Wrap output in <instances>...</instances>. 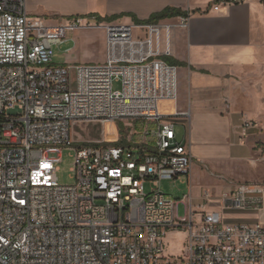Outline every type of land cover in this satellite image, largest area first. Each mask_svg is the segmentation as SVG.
<instances>
[{
    "label": "built area",
    "instance_id": "1",
    "mask_svg": "<svg viewBox=\"0 0 264 264\" xmlns=\"http://www.w3.org/2000/svg\"><path fill=\"white\" fill-rule=\"evenodd\" d=\"M99 27L105 63H55V46L71 32ZM189 27V15L114 23L89 14L49 25L29 14L26 0H0V264H264L261 215L229 222L203 212L197 220L191 194L162 190L165 180L191 185V147L176 131L190 111L179 106V67L166 60L175 33ZM120 120L138 125L124 144H116ZM83 121L100 122L103 137L76 147L74 183L64 185L58 163ZM258 125L246 120L241 140ZM222 201L262 214L264 183H239ZM171 229L188 232L182 259L165 256Z\"/></svg>",
    "mask_w": 264,
    "mask_h": 264
},
{
    "label": "crops",
    "instance_id": "2",
    "mask_svg": "<svg viewBox=\"0 0 264 264\" xmlns=\"http://www.w3.org/2000/svg\"><path fill=\"white\" fill-rule=\"evenodd\" d=\"M26 1L29 14L44 18L49 25L89 14L120 15L105 22L137 23L135 18L147 20L168 7L187 12L190 27L175 33L171 56L179 67V106L190 111L189 119L178 120L177 136L190 145L193 166L196 159L226 162L234 172L245 174L223 185L220 193L208 189L193 193L191 189L196 218L200 220L203 212H220L229 222L255 221L260 215L264 218V212L226 209L222 201V196L232 193L239 183H264V159L256 145L259 125L249 131L245 141L240 138L243 123L247 117L259 115L258 105L264 101V0L218 7V0ZM244 166L254 169L250 176ZM206 192L211 198L204 202Z\"/></svg>",
    "mask_w": 264,
    "mask_h": 264
},
{
    "label": "rangeland",
    "instance_id": "3",
    "mask_svg": "<svg viewBox=\"0 0 264 264\" xmlns=\"http://www.w3.org/2000/svg\"><path fill=\"white\" fill-rule=\"evenodd\" d=\"M55 63L59 65H79L89 63H105L107 60V46L105 32L102 28H81L70 33V36L63 43L56 46ZM168 62H172V58H166ZM76 79V73H73ZM115 90L122 88V82L115 80L113 83ZM239 105V104H238ZM240 106V105H239ZM257 113L253 117H247V120H257L259 124L260 136L257 138V148L261 149L259 155L264 159V101L259 103ZM117 126L121 132L122 139L125 137L130 139L136 132L138 125L134 121L123 120L118 121ZM258 127V126H257ZM257 129V128H256ZM257 131V132H258ZM104 126L100 122L83 121L78 122L72 129V135L76 139L73 147H65L61 153L62 161L58 163L57 175L61 184L69 185L74 183L72 168L75 163L76 147L88 143H96L102 139ZM245 172L250 173L254 169L243 167ZM243 170V171H244ZM191 185L187 181L181 180H165L162 182V190L167 195L182 198L189 195L191 189L193 193L199 190H211L214 193L223 191V185L242 178L245 174L231 169L228 163L224 162H202L195 160L192 169ZM224 174V176H221ZM198 185H204L198 189ZM209 185H212L209 186ZM214 185V186H213ZM196 186V188H195ZM192 187V188H191ZM151 186L148 184L147 189ZM179 215H185V204L180 203L178 206ZM188 240V232L185 229H171L167 231L164 237L165 256L173 259H182L186 255V246Z\"/></svg>",
    "mask_w": 264,
    "mask_h": 264
},
{
    "label": "trees",
    "instance_id": "4",
    "mask_svg": "<svg viewBox=\"0 0 264 264\" xmlns=\"http://www.w3.org/2000/svg\"><path fill=\"white\" fill-rule=\"evenodd\" d=\"M181 15H188V13L184 12L181 9L176 8V7H168V8L164 9L161 12L153 14L147 20H139L137 18H135V20L138 23H149V22H156V21L163 20V19H166V18H172V17H176V16H181ZM97 16H98V19L101 20V21H114L117 18H119L120 15H112V16H108V17H102V16H99V15H97ZM166 58H168V57H166ZM170 63L178 65V63H175L174 61H172ZM124 143H126L125 138L122 139L120 142H118L116 144H124Z\"/></svg>",
    "mask_w": 264,
    "mask_h": 264
}]
</instances>
